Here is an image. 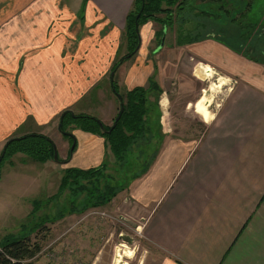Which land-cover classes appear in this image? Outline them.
Instances as JSON below:
<instances>
[{"label":"crops","instance_id":"1","mask_svg":"<svg viewBox=\"0 0 264 264\" xmlns=\"http://www.w3.org/2000/svg\"><path fill=\"white\" fill-rule=\"evenodd\" d=\"M133 1L89 0L85 19L96 10L105 21L100 27V16L95 17L84 34L83 20L78 19L82 29L68 40L57 37L56 28L46 35L47 27L35 17L20 21L34 15L32 0L11 5L0 0V151L6 140L30 133L52 141L63 111L96 117L91 112L99 101L97 120L103 126L111 123L118 102L108 78L126 51L125 42H119ZM148 22L138 26L137 51L112 74L120 95L135 87L148 89L145 143L139 153L145 162L132 172L127 190L141 215L144 238L157 255L147 264H264V60L198 39L184 45L192 52L183 54L177 71L168 74L153 63L162 62L160 54H138L145 47L142 28ZM8 26L10 35L4 33ZM15 35L17 40L6 38ZM214 77L217 81L203 89L202 82ZM221 79L232 85L209 111L204 94L225 86ZM150 83L158 89L154 105L149 103ZM165 83L172 86L174 97L186 96L177 115ZM192 106L202 129L186 133L181 121L190 118L185 114ZM70 133L75 147L59 170L101 165L103 139L78 129ZM51 164L53 160L36 165L15 154L1 167L0 182L24 171L33 175L35 190L48 181L41 179L45 169L49 174L56 170Z\"/></svg>","mask_w":264,"mask_h":264},{"label":"rangeland","instance_id":"2","mask_svg":"<svg viewBox=\"0 0 264 264\" xmlns=\"http://www.w3.org/2000/svg\"><path fill=\"white\" fill-rule=\"evenodd\" d=\"M15 1L9 0V4ZM88 1L32 0L36 13L30 15V18L22 17L20 21L24 19L25 22H32L35 17V20L44 23L43 28L47 27L46 35L52 28H56L57 37L62 36L71 40L69 35H75L83 27L81 32L86 34L87 25H90L91 21L94 23L95 17L100 16V27L101 22L105 21V17H102L101 13L99 15L93 8V13L89 14L91 19L89 20L88 16L87 20L85 19L84 10L86 11L89 5ZM79 7L81 10L78 15L75 12ZM161 8L166 7L162 4ZM168 10L169 14L158 15L157 19L164 21L167 16L170 19L169 27H161L160 23L149 21L142 28L141 40L143 44L145 43V47L138 54L148 55V58L160 54L162 62L152 60L156 67L159 64L157 69L165 73L170 71L168 74L176 72L178 60L183 54L192 52L190 47L184 45L198 39L214 41L244 57L264 60V36H258L261 30L260 22L264 17V0H191L180 13L176 11V5L170 6ZM78 19L83 20L81 29ZM47 22H50L49 26ZM97 22L99 21L95 23ZM4 33L9 35L12 33L9 26ZM160 37L163 39L158 48ZM6 38L17 40L18 36H6ZM113 40H120V37L117 39L114 36ZM123 42L124 39L120 40L119 44ZM177 43L181 44L177 45ZM124 54L125 52L122 51L120 58ZM215 78L202 82V88L210 87L217 81ZM221 80L225 86L221 85L204 94L205 98L209 99L207 107L209 111L215 109V102L223 98L226 89L232 85L230 80ZM176 83L173 85L176 86ZM163 87H168V97L172 101L171 105L176 107L174 115H177V110L182 106L186 96L174 97L172 86L165 83ZM151 96L153 100L149 103L154 105L158 100V92L153 91ZM103 110H106L105 107ZM192 110L194 106L188 108L185 114L190 118L181 121L185 124L182 130L186 133L202 129V125L195 122L197 115ZM100 112L102 111L99 101L91 114L98 119ZM65 130H68V127ZM145 133L146 131L143 130L133 139L121 162H116L105 148V152L100 155L101 165H104L102 171L99 170L93 178L78 180L76 184L67 185L62 190H59V183L67 168L64 166L65 168L59 170V167L65 159H69L72 153L69 151L70 146L74 145V142H70L58 130L56 135L51 133V142L56 152L55 164L51 165L55 166L56 170L51 174L46 169L42 172L41 179L48 180L45 184L34 190L33 175L24 171L14 172L11 179L7 175L9 181L5 176L0 182V242L7 236L22 235L38 242L41 251L24 264H147L151 262L153 256L157 257L155 249L146 242L141 215L135 212L127 196L132 172L141 170L145 162V158L139 154L143 150ZM148 149L149 147L144 148L146 151ZM10 159L4 161L1 167L10 163ZM31 161L36 165L43 164Z\"/></svg>","mask_w":264,"mask_h":264},{"label":"trees","instance_id":"3","mask_svg":"<svg viewBox=\"0 0 264 264\" xmlns=\"http://www.w3.org/2000/svg\"><path fill=\"white\" fill-rule=\"evenodd\" d=\"M190 1L134 0L132 7L124 18L122 37L126 45V51L113 64L109 75L113 74L117 63L123 62L134 55L132 51L137 45L138 26L147 21H154L160 23L161 27H169L170 19L167 16L164 21L158 20L157 16L163 13L169 14L168 8L174 5H176V11L180 13ZM162 4L166 7L165 9L161 8ZM180 44L177 43V45ZM110 88L118 102L117 112L110 126H103L96 118L89 115H75L69 111H63L58 117L57 127L58 131L72 143L74 139L70 133V127L100 136L104 141L105 148L108 149L114 160L119 163L122 161L123 155L133 139L145 130L144 115L146 112L145 107L147 106L146 93L148 89L135 87L120 95L112 79L110 81ZM149 90L158 92L157 87L153 83L149 84ZM116 117L118 119L113 124ZM67 127L68 130H65ZM107 130H109L108 133L106 132ZM74 146L75 143L69 150L70 152ZM54 150L51 140L42 134L30 133L17 138H10L4 142L1 148L0 168L4 161L9 160L15 154H22L38 163H45L48 160H52ZM103 168L104 165L88 169L67 168L62 174L59 190H62L67 185L76 184L78 180L93 178ZM40 251V244L35 240L31 241L29 236H7L0 242V264H24L25 261L34 258Z\"/></svg>","mask_w":264,"mask_h":264},{"label":"water","instance_id":"4","mask_svg":"<svg viewBox=\"0 0 264 264\" xmlns=\"http://www.w3.org/2000/svg\"><path fill=\"white\" fill-rule=\"evenodd\" d=\"M161 43H162V39L160 40V44H159L158 48L161 46ZM138 47H139V37H138V39H137V45H136L135 48L133 49L132 53H135V52L137 51ZM120 63H121V62L117 63L116 67H117ZM111 79H112V73L109 75V81H111ZM120 110H121V109H120ZM117 119H118V117L115 118L113 124L117 121ZM100 127H101V125H100ZM112 127H113V125H112ZM109 130H110V129H109ZM109 130H107L106 132L108 133ZM72 147H73V144H72V146L70 147V149H71ZM1 156H2V155H0V157H1ZM52 160H53V161H56V152H55V150L53 151V154H52Z\"/></svg>","mask_w":264,"mask_h":264},{"label":"flooded vegetation","instance_id":"5","mask_svg":"<svg viewBox=\"0 0 264 264\" xmlns=\"http://www.w3.org/2000/svg\"><path fill=\"white\" fill-rule=\"evenodd\" d=\"M260 28H261V30H260V35H258V36H264V17L262 18V20H261V22H260ZM200 40H203V39H200ZM159 42L160 41H158V44H159ZM72 146V145H71ZM70 146V147H71Z\"/></svg>","mask_w":264,"mask_h":264}]
</instances>
